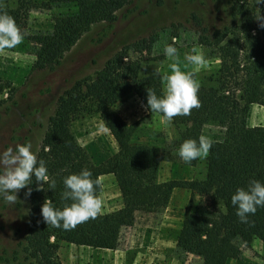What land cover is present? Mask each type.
I'll return each instance as SVG.
<instances>
[{
  "label": "trees",
  "instance_id": "trees-1",
  "mask_svg": "<svg viewBox=\"0 0 264 264\" xmlns=\"http://www.w3.org/2000/svg\"><path fill=\"white\" fill-rule=\"evenodd\" d=\"M229 22H203L190 13L192 22L206 47L215 51L217 66L199 77V99L202 106L191 115L177 116L170 123L177 129V144L188 138L197 139L204 125L220 129L210 154L204 159V175L200 179L158 180L159 165L166 158L158 146L133 143L135 124L125 123L114 111L116 101L128 92L136 95L146 113L147 89L163 94L160 75L139 76L138 63L126 56V49L146 45L147 38H137L122 46L102 65L92 79H76L60 91L36 151L46 162L50 179L56 181L37 190L38 183L26 197V222L21 250L29 264H61L55 257L60 243L108 249L116 241L119 225L132 223L136 212L153 213L164 208L175 188L188 191L175 247L195 255L200 264H225L240 254L241 245L258 241L264 245V207L249 215V223H241L231 196L237 188L252 179L264 182V125L248 126L245 119L250 104L264 106V28L255 18L256 0H226ZM131 0H0L25 32L31 9L65 6L64 13L52 18L51 32L31 37L39 44L31 70H53L60 59L93 24H110L116 13ZM264 15V11H262ZM152 39V38H151ZM126 57V60L124 58ZM8 83H0V92ZM86 103L92 105L101 122L113 137L116 151L95 164L77 142L70 126ZM195 161V160H194ZM88 168L93 178L111 174L121 198V207L113 213H102L75 229L66 231L44 222L41 206L45 199L62 208L61 194L66 176ZM100 186L97 188V193ZM25 195V194H24Z\"/></svg>",
  "mask_w": 264,
  "mask_h": 264
},
{
  "label": "rangeland",
  "instance_id": "rangeland-1",
  "mask_svg": "<svg viewBox=\"0 0 264 264\" xmlns=\"http://www.w3.org/2000/svg\"><path fill=\"white\" fill-rule=\"evenodd\" d=\"M64 11L65 6L59 5L31 9L23 41L0 54V83H8L0 92V152L31 142L32 151L36 153L57 94L76 79L94 78L110 56L137 38H147L146 45L126 49V56L138 63L139 76L154 74L155 68L161 73L171 72L172 61L164 51L169 44L177 48L180 66L185 71L193 67L185 56L192 54L194 47L202 48L207 67L201 70L199 77L207 75L217 66L215 51L204 45L203 38L198 37L199 32L187 17L193 12L203 22L230 20L226 0H131L116 13L112 23L93 24L83 33L55 69L31 70L39 50V44L31 37L50 34L52 18ZM113 111L125 123L135 124L133 143L155 145L163 152L166 159L159 165L158 180L200 179L204 175V159L183 162L178 155L177 129L170 122L162 123V117L146 113L135 94L128 92L119 98ZM245 122L248 126L264 125V106L250 104ZM70 128L95 164L116 151L113 137L89 103L71 122ZM220 132L213 125H204L201 129V135L211 139L220 138ZM99 178L102 213L115 214L121 207V198L114 179L111 174ZM24 194V189L17 193L19 200L15 204L0 198V264H29L21 250L27 208ZM189 197L187 190L175 188L164 208L153 213L136 212L130 225L118 226L111 248L60 243L55 257L61 264H200L197 256L175 247ZM225 264H264V245L258 241L241 245L240 254Z\"/></svg>",
  "mask_w": 264,
  "mask_h": 264
},
{
  "label": "clouds",
  "instance_id": "clouds-1",
  "mask_svg": "<svg viewBox=\"0 0 264 264\" xmlns=\"http://www.w3.org/2000/svg\"><path fill=\"white\" fill-rule=\"evenodd\" d=\"M257 5L264 4V0H256ZM255 16L259 21L258 26L264 28V15L258 7ZM26 33L16 23L15 18L6 10H0V54L7 49L15 48L20 44ZM166 57L172 61L169 64L170 73H161L155 68L154 74L160 75L164 83L163 94L158 96L154 89H147L146 110L151 113L162 114V123H169L177 116L191 115L193 109L202 106L198 93L201 87L199 73L207 67V60L202 48L194 47L185 56L188 64L192 65L189 71L182 70L178 50L174 44L165 47ZM187 65H185V68ZM214 141L200 135L198 140L185 139L180 147L178 155L185 163H191L197 159H205L210 154ZM33 177L38 183L37 190H43V185L55 190L56 181L50 179L46 162L37 158L32 151L31 142L8 147L0 152V198L9 204L17 203V193L29 186ZM65 190L61 194L64 203L62 208L56 207L51 199H45L41 206V215L44 222L56 228L70 231L90 219H96L102 214L103 200L97 193L101 185L99 177L93 178L91 170L82 169L79 173L66 176L63 180ZM32 188L28 187L25 196L31 195ZM231 203L236 207V215L241 223H249V215H254L258 207H264V182L252 179L247 188H237L231 196Z\"/></svg>",
  "mask_w": 264,
  "mask_h": 264
}]
</instances>
